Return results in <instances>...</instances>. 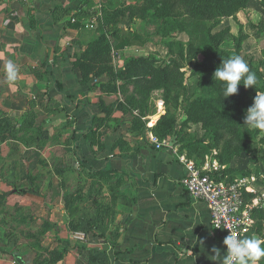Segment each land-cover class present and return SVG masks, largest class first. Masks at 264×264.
I'll return each instance as SVG.
<instances>
[{"label": "crops", "instance_id": "obj_1", "mask_svg": "<svg viewBox=\"0 0 264 264\" xmlns=\"http://www.w3.org/2000/svg\"><path fill=\"white\" fill-rule=\"evenodd\" d=\"M110 2L0 0V118L13 121V131L7 130L4 142L8 161L17 164L7 176L25 178L30 161L26 150L39 151L44 141V163L82 170L79 175L63 169L38 175L56 181L54 190L60 196L50 220L58 225L56 234L63 240H68L70 225L93 220L103 209L104 235L90 232L81 243L71 240L73 246L64 258L67 264H88L92 248L100 251L101 262L92 263L90 257V264H219L210 259L215 254L212 248L225 252V236L212 227L207 202L192 197L182 185L184 164L171 150L155 147L150 139L153 131L139 133L132 119H119L116 111L107 119L106 112H99L94 87L90 90L80 83L95 76L83 71L80 62L90 66V52L87 58L83 53L90 51ZM37 19L43 20L41 25ZM132 45L112 50L121 52ZM9 60L18 68L14 81L6 79ZM47 63L63 91L56 89ZM111 99H105L106 104ZM92 112L104 121L96 128L91 147L83 135ZM77 140L82 161L74 153ZM99 168L106 171L93 174ZM67 177L79 180L77 187L67 189L74 201L72 211L64 199L62 181ZM85 204L88 209L82 211ZM257 264H264V258Z\"/></svg>", "mask_w": 264, "mask_h": 264}, {"label": "rangeland", "instance_id": "obj_2", "mask_svg": "<svg viewBox=\"0 0 264 264\" xmlns=\"http://www.w3.org/2000/svg\"><path fill=\"white\" fill-rule=\"evenodd\" d=\"M156 2L158 1L111 0V4L105 6L104 15L110 8L117 14L115 22L121 34H129L130 29L136 30L139 38H142V43H136L121 52L112 49L107 51L105 56L108 67H104L101 74L106 80L99 81L92 92L96 91L99 98H112L108 107L111 108L110 115L116 111L114 114L118 115L119 119L130 118L132 122L137 120L145 131H153L160 141L165 140L178 159L184 155L197 166H207L212 172H218L226 181L251 178L254 175L256 180L253 186L256 189L247 193L248 203L255 204L254 210L257 211L253 217L252 236L264 238V199L261 192L257 191L258 188L264 189V131L243 125L245 116L239 122L223 118L222 111L231 110L218 109L212 101L207 104H213L212 110L219 114L217 118L204 122L192 120L194 115L209 112V109L196 112L189 107L193 100L207 95L200 92L202 84L199 83L197 74H191L192 66L181 67L182 73L177 75L178 85H173L174 88L170 92L168 89L171 88L173 78L165 80L154 70L145 73L146 69L140 65L144 58L152 60V68L161 66L171 70L173 66V56L166 42L172 37L169 34L163 35V23L155 21L158 14L155 8L161 5ZM161 2L163 9L170 13L174 10L181 11L178 9L181 7L173 9L172 0ZM167 16L168 12L163 18ZM104 27L109 43L112 44L113 27L107 24H104ZM213 31L223 39V48H234V41L243 40L244 58L255 63L260 61L264 70V8L259 0H249L244 9L236 12L234 16L224 17ZM182 38L185 40L187 36L184 34ZM115 76L120 78L113 80ZM176 93L180 95V104L173 102ZM7 133L1 126L0 264H67L64 258L68 248L73 246L71 240L74 244L81 243V240L72 236L73 232H84L85 239L88 240L90 230L80 222L81 225L68 227V240L65 241L59 233L56 234L58 225L52 222L50 217L60 193L54 190V177L45 179L38 175L40 172L59 169L79 175L81 169L79 166L75 170L62 168L58 163H44L41 157V151L45 150L44 141L39 151L30 148L25 152L28 154L30 151V161L26 164L27 176L10 178L7 176L8 171L12 166L16 169L17 164H10L8 161L7 144L4 142ZM214 166H217V169ZM78 181L70 177L62 181L63 189L66 190L65 195L63 194L65 205L68 190L77 187ZM82 208V211H87L88 206L85 204ZM83 213L88 215L87 212Z\"/></svg>", "mask_w": 264, "mask_h": 264}, {"label": "trees", "instance_id": "obj_3", "mask_svg": "<svg viewBox=\"0 0 264 264\" xmlns=\"http://www.w3.org/2000/svg\"><path fill=\"white\" fill-rule=\"evenodd\" d=\"M157 1V5H161L155 8L158 11L155 21L158 23H163V35L169 34L170 37H172L171 40H167L166 42L169 52L173 56V66L171 67V70H169L168 67L161 66L152 68L154 66L152 60L149 58H144L142 59L143 61L140 63V65L146 69L145 73H150L152 70H154L161 74L165 80L169 81L170 78H173L174 80L172 81L171 88L168 89V92H170V90L174 88L173 85H178L177 75L182 73L180 72L181 67L192 66L193 68L191 74H197L199 77V83L202 84V89L200 92L207 93V95L196 98L189 104V107L196 112L203 109H209V112H206L205 114L194 115L191 117V119L197 122H204L208 119H214L215 117L217 118L219 114L218 112L214 113L212 110L213 104L210 106L207 104L208 101H212L216 107H218V109L231 110L229 112L222 111L221 115L223 118L226 117L227 119L235 122L241 121V118L246 115V109L252 105L254 96L264 92V70L261 67L262 64L260 61L255 63L252 60L249 61L244 58L242 54L243 40L234 41V48H223L221 46L223 39L220 38L213 30L219 23H221L224 17L234 16L236 12L244 9L248 5L249 0H172L173 9L176 7H181L178 8L181 9V11L174 10L172 13L163 9V3L161 0ZM259 1L264 8V0ZM109 4H111V2ZM110 9L106 10V15H104L105 13L103 14V22L98 28V33L94 35L93 39L90 41V51L83 53V57L87 58L86 56L90 52V66H86L84 63L80 62L81 69L83 71L90 70V72H93L95 75L88 78V73L86 72L85 76L88 79L83 82L80 81L82 85H86L90 90L98 83L100 78L99 76H101L104 67H108L106 66L107 58L105 56L107 51H110L113 46L115 48H124L127 45L142 43V38H139V34L136 30L130 29L131 32L129 34H121V31L116 27L117 25L115 20L117 18V14L115 11ZM166 12L169 13V16L164 19L163 16ZM37 21L39 22V25H41L43 22L42 19H37ZM104 24L113 27L111 33L114 36V42H112V44L109 43L107 38L108 34ZM184 34L187 36V39L185 40L182 38ZM236 56L241 57L248 64L250 71L255 73L258 83L255 88L249 87L247 89L244 88L243 84H240L238 85L239 91L237 94H233L232 96L224 99L222 94L223 84L222 82L216 80L213 74L215 69L221 64L222 60H227ZM49 66L50 64L47 63L46 70L48 73L51 72V75L54 77L53 80L56 89L60 92L63 91L62 82L55 77L53 69L51 66ZM116 78L119 79L120 77L115 76L113 80ZM215 85L217 88H213ZM208 89L211 90L209 92H205ZM179 97V93H176L173 97V102L180 104L181 102ZM70 102H72V100L68 101V103ZM198 102L200 103L198 104ZM97 103L99 106V112H106V117L108 118L111 111V108L108 107L111 103L106 104V100L103 97H100ZM97 115L98 112H92L89 118L85 120L86 131L83 136L89 142L91 147L93 145L92 136L95 134L96 128L102 124V121H104V118H100ZM12 124L13 122L10 121L8 116L0 118V126H2V130L13 131ZM133 128H136L139 133L145 132V129L140 127V125L137 123V120L133 121ZM74 153L80 161L83 160L80 152L78 151V140L74 146ZM105 171L106 170L104 168H99L94 169L92 172L93 174L100 175ZM216 174L219 178H222L218 172ZM70 198L71 197L69 196L66 198V207L72 211L74 201L71 202ZM102 210L103 209L101 207L96 218L93 220L86 218L81 219L83 220L81 221L83 226H86L87 230H90V232L100 236L104 235L102 233L105 230V227L100 224L103 221L101 216ZM256 212L257 211L254 210V216ZM77 225L79 224L70 226ZM252 230L253 226L247 232L245 237L252 236ZM100 255V251L92 248L89 253L88 264H90V257L92 263L95 261L100 263L101 260H97Z\"/></svg>", "mask_w": 264, "mask_h": 264}, {"label": "built area", "instance_id": "obj_4", "mask_svg": "<svg viewBox=\"0 0 264 264\" xmlns=\"http://www.w3.org/2000/svg\"><path fill=\"white\" fill-rule=\"evenodd\" d=\"M150 139L156 148L169 149L173 152L171 146L167 145L165 140L160 141L153 132L150 133ZM179 160L185 167L181 183L192 197L207 202L213 228L223 233L225 237L231 230L238 237L244 238L253 224L255 204L248 203L247 193L255 191L253 184L256 177L252 175L251 178L226 181L219 178L209 167L197 166L184 155L179 156ZM214 167L217 169V166ZM262 189L258 188L257 191L261 192L264 199V189ZM72 236L81 241L86 240L82 231H75Z\"/></svg>", "mask_w": 264, "mask_h": 264}, {"label": "clouds", "instance_id": "obj_5", "mask_svg": "<svg viewBox=\"0 0 264 264\" xmlns=\"http://www.w3.org/2000/svg\"><path fill=\"white\" fill-rule=\"evenodd\" d=\"M5 72L6 79L14 81L17 78L18 68L9 60L5 65ZM213 76L223 84L224 99L237 94L240 84L247 89L255 88L258 83L255 73L250 71L248 64L239 56L222 60ZM243 125L264 131V94L254 96L252 105L246 109ZM223 244L226 245V251L223 252L226 255L219 248L215 246L212 248L215 254L210 259L219 261V264H257L261 258H264V238L262 237L253 235L240 238L230 230Z\"/></svg>", "mask_w": 264, "mask_h": 264}, {"label": "water", "instance_id": "obj_6", "mask_svg": "<svg viewBox=\"0 0 264 264\" xmlns=\"http://www.w3.org/2000/svg\"><path fill=\"white\" fill-rule=\"evenodd\" d=\"M51 53H53V50L51 51ZM106 100H108V98L104 97Z\"/></svg>", "mask_w": 264, "mask_h": 264}]
</instances>
